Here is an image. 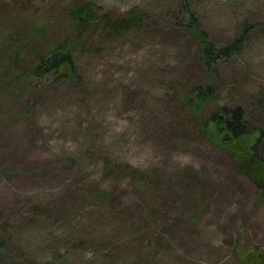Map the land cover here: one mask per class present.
<instances>
[{
  "label": "rangeland",
  "instance_id": "374dc122",
  "mask_svg": "<svg viewBox=\"0 0 264 264\" xmlns=\"http://www.w3.org/2000/svg\"><path fill=\"white\" fill-rule=\"evenodd\" d=\"M187 2L215 46L243 39L196 117L181 98L206 81L199 43L170 24L187 19L180 0H0V242L20 264H264V0ZM86 3L146 24L71 35ZM67 39L74 65L27 87L38 54ZM219 104L244 108L256 132H204Z\"/></svg>",
  "mask_w": 264,
  "mask_h": 264
},
{
  "label": "trees",
  "instance_id": "16d2710c",
  "mask_svg": "<svg viewBox=\"0 0 264 264\" xmlns=\"http://www.w3.org/2000/svg\"><path fill=\"white\" fill-rule=\"evenodd\" d=\"M180 3L183 8V13H187V19L181 21L179 19L176 20L175 18H171L175 21H172L170 24L173 28L181 30L186 35H192L199 43L198 63L201 69V71H199V76L206 81L204 82L206 85L207 82L209 83L208 76L210 77L211 75H214L213 68L218 65L220 61L227 60L235 55L239 51L243 39L239 38L223 47L215 46V44L210 41L207 32L200 27L196 14L189 6L187 0H180ZM171 15L172 12H169V16ZM71 18L73 21V29L70 34H75V32L79 30L84 37V32L80 29L84 27L95 28L99 26L103 20L107 22L105 25L107 36L120 35L130 30H141L146 24L145 20L147 17L142 13L130 11L125 15H121L117 20L111 21L106 19L105 15H97L92 9L91 4L86 3L74 7L71 10ZM78 48V45L74 44L73 39H67V41L59 43L56 48L48 53L40 52L38 54V60L35 62V66L31 67L27 72L32 79L26 84V86L32 87L36 84L42 85L49 81H53L64 66L72 67L74 65V50ZM205 73L207 74L205 75ZM204 84H196L195 81L190 82L186 86L185 94H183L181 98V101L189 108V110H192V114H194L195 117L199 116V109L205 102L214 101L217 97V89H215L210 83L206 86ZM179 93L180 90H178V94ZM198 120L201 123L204 132L207 131L208 126L213 124L216 127L217 133L222 135V140L226 143H230L245 135L256 132V127H253V125L247 120L244 108L241 106L229 108L219 104V108L212 111L207 118L202 117ZM260 141V137L256 139L252 147L254 150L252 152L253 155L258 154ZM258 159L264 166L262 157H258ZM106 165V169L114 171L112 169L114 166L113 164L107 163ZM256 179L258 178H254V180ZM138 181L143 187L146 186L141 179ZM147 188L151 192L153 187L148 183ZM108 195L109 192L106 189L99 190L93 193L92 198L95 200L98 198L106 199ZM2 254L11 258L12 261L9 264H20L21 261L24 260L22 259V255L15 253L8 248L5 242H0V257Z\"/></svg>",
  "mask_w": 264,
  "mask_h": 264
}]
</instances>
